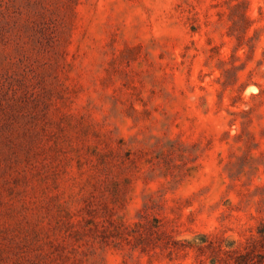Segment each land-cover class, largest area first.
<instances>
[{
  "label": "rangeland",
  "instance_id": "obj_1",
  "mask_svg": "<svg viewBox=\"0 0 264 264\" xmlns=\"http://www.w3.org/2000/svg\"><path fill=\"white\" fill-rule=\"evenodd\" d=\"M264 264V0H0V264Z\"/></svg>",
  "mask_w": 264,
  "mask_h": 264
},
{
  "label": "trees",
  "instance_id": "obj_2",
  "mask_svg": "<svg viewBox=\"0 0 264 264\" xmlns=\"http://www.w3.org/2000/svg\"><path fill=\"white\" fill-rule=\"evenodd\" d=\"M222 250V252H226L229 254H237L235 258V264H248V262L250 261V257H251V253L253 251V248L251 246L247 247L246 249H248L247 251H245L244 253L240 252L239 250H229V251H224L222 248H220Z\"/></svg>",
  "mask_w": 264,
  "mask_h": 264
}]
</instances>
